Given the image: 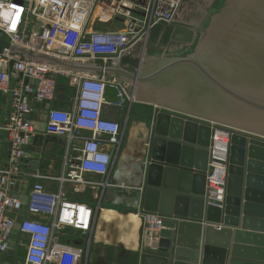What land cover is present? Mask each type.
Here are the masks:
<instances>
[{"label": "water", "instance_id": "obj_1", "mask_svg": "<svg viewBox=\"0 0 264 264\" xmlns=\"http://www.w3.org/2000/svg\"><path fill=\"white\" fill-rule=\"evenodd\" d=\"M172 20L194 28L175 23L163 55L118 58L111 66L101 57L93 67L33 53L1 32L0 50L67 70L103 71L106 104L120 105L127 95L155 106L139 210L160 215L162 223L138 264H264V0H180ZM47 77L66 83L62 75ZM45 119L27 139L29 176L38 172L35 146ZM219 126L229 132L225 159L209 152ZM212 162L225 166L222 201L208 195Z\"/></svg>", "mask_w": 264, "mask_h": 264}, {"label": "built area", "instance_id": "obj_2", "mask_svg": "<svg viewBox=\"0 0 264 264\" xmlns=\"http://www.w3.org/2000/svg\"><path fill=\"white\" fill-rule=\"evenodd\" d=\"M142 1L141 5H129L125 0H0V32L11 44L33 53L67 61L101 57L107 63L113 55L129 53L133 46L144 43L156 24L172 23L180 0ZM97 5L101 7L102 17L108 20L115 16L122 18L123 28L87 30L89 17ZM36 23L37 30L34 29ZM51 73L65 76L76 88V94L69 110L47 109L44 133L64 138L68 153L75 149V141L82 140L75 157L76 164L68 165L66 161L71 169L60 179L92 183L82 174H106L111 166V156L103 146L117 144L121 134L118 122L102 117L107 83L104 72L94 75L67 70L8 49L0 50V93L10 101L9 117L3 126L7 132L9 158L6 166L0 169V264L2 254L11 248L9 244L15 226L17 235L22 237L19 245L25 250L23 264H66L55 245L56 231L70 227L87 232L91 226L93 209L66 199L61 187L49 192L40 182L35 183L27 194L21 219H18L21 196L9 190L11 175L29 155L26 144L33 133L28 118L32 111L31 101L48 104L55 96L57 82L47 77ZM216 129L224 132L228 147V130L221 126L214 127V131ZM84 131L88 135H82ZM103 135L109 138L104 139ZM212 174H207L208 188ZM224 182L225 173L218 189L222 191L221 198L217 201L223 199ZM161 223L162 217L158 214H142V227L152 234L160 229Z\"/></svg>", "mask_w": 264, "mask_h": 264}, {"label": "crops", "instance_id": "obj_3", "mask_svg": "<svg viewBox=\"0 0 264 264\" xmlns=\"http://www.w3.org/2000/svg\"><path fill=\"white\" fill-rule=\"evenodd\" d=\"M127 4L141 5L142 0H125ZM139 9V6L137 10ZM96 22L106 23L104 27L95 26ZM170 24H156L150 31L149 36L157 28L160 29V38L163 36V27H174ZM125 22L115 16L111 20L102 17L101 7L95 6L89 17L87 30H118L123 28ZM136 46L140 49L136 50ZM147 42L136 44L129 53H120L104 65H113L118 58H144L150 55H163L164 50L147 53ZM144 47V54H143ZM136 50V51H135ZM96 59V58H95ZM95 59H80L71 61L74 64H85L95 67ZM103 66V65H102ZM98 71V70H97ZM84 72V71H81ZM98 71L94 75H99ZM88 73V72H84ZM90 74V73H88ZM116 82H119L115 78ZM121 85V84H120ZM122 86V85H121ZM76 94V88L66 80V83H57L54 98L47 104L44 102L31 101L32 111L28 115L33 126L32 136H35L34 124L43 121V112L48 108L69 110L72 107ZM155 106L136 102L124 96L120 105L104 104L102 117L114 120L121 125V134L118 143H106L103 150L111 156V166L106 174L83 173L84 179L92 183H77L65 177L71 165L76 164L75 157L79 154L78 148L82 140L74 142V150L66 152L64 138L42 134V144L35 148L41 152L37 175L29 176L24 173L28 168L22 163L20 168L11 175L9 190L12 193L28 194L35 183H41L45 190L54 192L61 187L63 196L71 201L81 202L93 209L90 229L81 232L70 227L58 229L55 233V245L63 254V260L72 264H105L106 256L99 250L102 246L120 257L127 254L138 264L139 254L144 245H149L150 234L142 227V214L139 210V196L144 180V168L147 164L148 147L151 137V122ZM10 112L9 98L0 93V169L5 167L9 158V143L7 132L3 129ZM33 123V124H32ZM88 135V132H82ZM102 138L108 139V135ZM142 151V152H141ZM134 155V156H133ZM25 160V159H24ZM23 160V161H24ZM68 162V165L65 162ZM28 176L27 179L25 177ZM40 176H43L40 178ZM103 183V184H101ZM32 216L31 214H27ZM156 233V232H155ZM152 234V233H151ZM154 235V234H152ZM107 245V246H106ZM112 264V263H111Z\"/></svg>", "mask_w": 264, "mask_h": 264}, {"label": "rangeland", "instance_id": "obj_4", "mask_svg": "<svg viewBox=\"0 0 264 264\" xmlns=\"http://www.w3.org/2000/svg\"><path fill=\"white\" fill-rule=\"evenodd\" d=\"M177 22H178L177 24H179V25L194 28V25H192V24H188V23H184V22H180V21H177ZM163 30H164L163 32H165V34L163 33L165 36H163L162 39L160 38L161 31L159 28L158 29L156 28L152 32V34L149 38H148V36L151 32L148 33V35L145 39L147 42V46H146L147 53L157 52L160 54L163 50H165V47H166L168 41L170 40L169 35H170L171 30H170L169 26L163 27ZM138 44H139V46H141L142 43H138ZM136 47H137L136 50L140 49V47H138V46H136ZM15 240H16V242L14 243V247H11L9 251L4 252L2 254V259L9 262V264H23L25 250H24V248H22L19 245V242L22 241V237L20 235H17ZM100 251H102L103 254L106 256L105 264H111V263L112 264H133V261L135 260V258H133L131 255L129 256V254H127V253L124 257H120L121 256L120 254H118V255L114 254L110 250L109 247L102 246V248L99 250V252ZM66 264H68V263H66Z\"/></svg>", "mask_w": 264, "mask_h": 264}, {"label": "bare ground", "instance_id": "obj_5", "mask_svg": "<svg viewBox=\"0 0 264 264\" xmlns=\"http://www.w3.org/2000/svg\"><path fill=\"white\" fill-rule=\"evenodd\" d=\"M211 140L212 143L209 146V152L211 156H215L217 159L218 158L224 159L227 154V142H225L226 137L224 132L220 129H216L211 136ZM211 168H212L211 174L212 172L213 174L211 175L209 182L210 185V187L208 188L209 195L213 199L219 200L221 198L222 191L220 192L218 189L220 187V182L222 181V175H224L225 173V166L219 163L212 162ZM148 233L150 234V238H148V241H151L152 234L149 231Z\"/></svg>", "mask_w": 264, "mask_h": 264}, {"label": "trees", "instance_id": "obj_6", "mask_svg": "<svg viewBox=\"0 0 264 264\" xmlns=\"http://www.w3.org/2000/svg\"><path fill=\"white\" fill-rule=\"evenodd\" d=\"M221 3H222V2H220V4H221ZM220 4H219V6H220ZM219 6H218V7H219ZM218 7H217V8H218Z\"/></svg>", "mask_w": 264, "mask_h": 264}]
</instances>
